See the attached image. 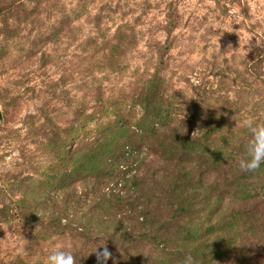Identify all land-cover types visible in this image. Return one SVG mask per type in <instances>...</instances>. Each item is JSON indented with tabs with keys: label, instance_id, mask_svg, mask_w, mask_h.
Listing matches in <instances>:
<instances>
[{
	"label": "rangeland",
	"instance_id": "1",
	"mask_svg": "<svg viewBox=\"0 0 264 264\" xmlns=\"http://www.w3.org/2000/svg\"><path fill=\"white\" fill-rule=\"evenodd\" d=\"M248 120L264 0H0V264H264Z\"/></svg>",
	"mask_w": 264,
	"mask_h": 264
},
{
	"label": "clouds",
	"instance_id": "2",
	"mask_svg": "<svg viewBox=\"0 0 264 264\" xmlns=\"http://www.w3.org/2000/svg\"><path fill=\"white\" fill-rule=\"evenodd\" d=\"M199 59V56L194 57V60ZM245 127L248 129V137L241 154L235 159V166L242 172L250 173L264 166V122L248 120L245 121ZM100 248L94 252L98 264H107L111 253L107 247H103L102 252L99 251ZM47 264H77V258L71 250L56 249L48 257ZM184 264H194V258L190 254L186 255Z\"/></svg>",
	"mask_w": 264,
	"mask_h": 264
}]
</instances>
